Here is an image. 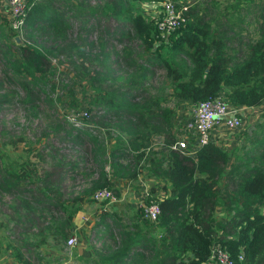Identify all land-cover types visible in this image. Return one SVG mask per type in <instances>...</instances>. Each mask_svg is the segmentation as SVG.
Listing matches in <instances>:
<instances>
[{
    "label": "trees",
    "instance_id": "obj_1",
    "mask_svg": "<svg viewBox=\"0 0 264 264\" xmlns=\"http://www.w3.org/2000/svg\"><path fill=\"white\" fill-rule=\"evenodd\" d=\"M55 1L26 0L22 14L15 17L18 28L23 29L22 42L0 37V84L12 91L0 95V105L9 104V96L32 113L44 90L52 95V88L60 86L69 96V109H75L74 86L84 80L92 90H96L94 85L98 87L89 106L94 113L90 122L113 128L117 134L108 145L91 135L89 127L66 126L64 117L59 123L52 114L54 134L79 144L78 134L85 129L90 148H78L68 158L57 157L46 147L38 152L35 144L27 148L23 159L18 155L3 166L0 200L13 206L18 224L26 222L24 231L39 236L32 242L22 236L21 229L9 246L13 258L20 264H31L35 258L36 263L41 260L36 248L45 239L66 244L76 228L77 205L92 199L99 189L118 197L119 181L132 182L145 171L147 176L161 179L166 192L158 199L159 235L152 236L150 229L155 226L145 220L125 227L117 220L119 235L114 238L108 232L101 236L108 241L101 244L103 252L91 248L93 253H101L99 264H205L214 244L227 251L233 264H264V124H257L249 145L237 151L241 154L208 143L191 157L165 149L175 139L174 110L163 103L166 91L176 100L192 103L219 92L235 107L264 103V0H234L228 12L234 9L236 22L230 18L234 11L212 14L203 8L202 14L197 7L189 8L186 23L165 34L157 28L159 18L145 22L131 12L133 0H108L102 7L87 0H69V14L60 11ZM248 14L254 16L250 21L254 27L241 37V24L244 27ZM98 15L114 19L117 29L122 24L129 27L146 54L133 55L125 48L109 54L102 40L91 38L95 29L90 21ZM235 23L237 31L232 30ZM128 31L119 32L121 40L133 36ZM107 36L112 37L109 32ZM156 38L159 42L154 44ZM95 48L105 59L96 56ZM110 56L115 65L112 70ZM54 58L67 63L65 72L51 64ZM83 63H92L94 69L90 71ZM154 65L162 69L158 80L151 71ZM153 81L155 92H149L144 86ZM18 90L23 93L21 98ZM47 98L51 104L64 103L59 97ZM75 130L80 131L75 134ZM157 137L164 144L160 153L150 148ZM31 156L40 162H32ZM94 166L96 176L92 177L88 170ZM77 175L80 190H71L68 182ZM239 252L242 260L237 259Z\"/></svg>",
    "mask_w": 264,
    "mask_h": 264
},
{
    "label": "rangeland",
    "instance_id": "obj_2",
    "mask_svg": "<svg viewBox=\"0 0 264 264\" xmlns=\"http://www.w3.org/2000/svg\"><path fill=\"white\" fill-rule=\"evenodd\" d=\"M107 1L108 0H87L89 4L99 5L100 7H102V5ZM165 1L166 0H133L130 10L132 13L139 15L145 22L148 20H157L158 18L164 16L165 10L163 8V4ZM20 2L23 4L24 9L26 0H20ZM55 2L57 8L60 11H67V14L70 13L71 6L69 5V0H57ZM179 2H181V4L186 7V10L183 12L184 23L180 22L179 25L181 23H186L187 15H189V8L197 7L199 9V12L202 14L204 9H208V11L212 10V14H219L222 11L226 14H230L234 11L233 9L231 12H228L229 8L234 3V0H177L176 4H178ZM13 9L14 7L12 5V0H0V37H3L4 39L5 37H8V41H13L15 44H19L24 38V33H22V27L18 28L15 19V17L17 16L13 13ZM59 10H57L58 13L60 12ZM235 13L236 12L234 11L232 16H230L233 22H236V16L234 15ZM63 14L64 16L67 15L64 12ZM212 14L209 15L213 16ZM253 20L254 16L252 15L248 14L246 17H244L245 25L243 27V24H241V27L243 29L240 31L241 37L245 36L246 33L250 32L253 29L254 26L251 27V23ZM221 22L226 23L225 18H221ZM90 23L92 26H94L95 29L93 30L91 38L102 40L103 43L108 47L109 54L113 50L118 51L121 50V48H125V51L127 53H131L133 55L136 53L139 56L143 57L146 54V51L140 47L141 45L139 44L138 40L134 38V35L129 27L122 24L120 25L121 29H117L116 21L110 17L105 18L103 15H98L94 20L90 21ZM237 24L238 23L232 25L233 31L238 30L239 26ZM127 31L131 32V35L133 36L129 40H121L119 37V32L126 33ZM107 32H109L112 37H108ZM163 34H165V32H163ZM122 37L125 38L127 36L124 35ZM115 38H119V41ZM158 42L159 41L156 38L154 44ZM122 44L127 45L123 46ZM95 52L97 53L96 56H100L102 58L106 56L100 55L98 48H95ZM91 53H93V50L91 51ZM161 54H165V52L161 50ZM111 57L112 56L108 58L110 60L108 65L112 70L115 65L114 63L112 65L113 58ZM1 60L2 59L0 56V66L2 62ZM51 64L56 65L57 70H63L64 72L67 70V63H62L60 59L59 61H56L54 58L53 60H51ZM83 64H85V66L87 65L90 71L94 69L92 63L91 65H88V63ZM151 71H153L155 76L154 78L157 80V77H160L162 75V69L158 65H154L151 68ZM113 74L115 75V73ZM53 79L57 80V82L59 81L57 78ZM79 81L80 85L74 86V97L78 101V107L75 109H69V96L65 95V90L60 89V86H55L52 88V95H49V92L47 94L46 90H44V92L38 96L37 109L32 110V113H29V108L27 111L26 109H24L25 107L23 108V106L19 103L16 104L15 99L10 98L9 96L7 97L10 99L9 104L0 105V156L4 158L3 161H0V170L7 163L9 164L12 160H16L18 155L22 156L21 158L23 159L27 148L30 146H34L35 144V146L39 148L38 152H40V149L46 147L57 157L61 155L64 157H73L77 153L76 150H78V148L86 151L90 148V143L86 141V138H88V136L84 132L85 129L82 133L78 134L79 144H74L65 139L63 136L54 134L50 129L53 126L54 122L51 118L52 114H55V116H57V121L59 123L62 122L61 118L64 117L66 120V126L70 127L73 126L67 117L70 114H79L80 112L85 111L88 118L86 122H90L89 119H92L94 113L93 109H91V111L89 112V106L91 100L93 99V95L95 93H98V87L97 85H94L96 90H92L89 85H86L84 83V80ZM79 81H75V84L79 83ZM154 82L155 81L147 82L144 87L146 88L148 86L150 88L149 92H155V87L157 85ZM10 93H12V91L9 90L5 86V84H0V95H7ZM18 94L20 98L23 96V93L19 90ZM47 96L55 98L59 97V99L61 101H64V103L59 104L58 102H55V104H51ZM218 96L225 100L222 92H219ZM45 98H47L45 100L46 102L43 101V99ZM163 100L165 106L174 110V116L171 118V122L173 124L172 131L174 132V136L177 137V134L181 133L180 135L184 140H186L184 136L192 137L193 133L185 127V123L194 112L193 110H191L194 108L193 103L190 101L185 102L184 100H176L170 95L169 91H166V94H164L163 96ZM99 112H102V110H100ZM237 115L241 119V122L238 126H226L227 128H224L222 124H218V126L214 127L210 132V141L213 139H217V137L219 136V144H227V148L230 149V151H232L234 154H241V151H237L240 149V147L242 149V147L244 148V146L249 145L250 140L254 137L255 132L258 128L257 124H264V103L258 107L244 109V111H238ZM90 124L91 126L89 127V129L91 130L88 131L91 133V135H97L99 142L101 141L108 145L113 142V139L117 134L115 129H105L103 127L92 125V122H90ZM76 128L79 129L80 127ZM76 131L79 132L80 130H75V134ZM159 141H161V139L156 138L155 140H153L151 151L158 153L162 151V147H158ZM27 153L31 154L30 152ZM44 157L45 156L43 155V158ZM86 158H88V156H86ZM30 160L32 162H40L36 157L34 158L33 156H31ZM86 161L91 163V160ZM80 171L81 170H78L77 173L80 174ZM95 171V166L92 167V170H88L92 177L96 176ZM144 173L145 172L142 171L139 174V181L129 182V184L127 185L129 189L127 193H123V196L121 195L120 197H116L111 191L112 195L114 196V200L110 202H96L90 198L89 200H84L83 204L77 205L76 209H79V213L76 215V218L80 220L81 224L80 226L78 225L79 227H77L71 233V236L76 240L74 246H67L63 243L56 244L49 238L45 239V242L36 248V252L41 257V260L35 263V258H33L30 263L99 264V255L101 253H93V251H91V248L94 247L99 250V252H103V246L101 244H106V242L108 243V241L107 239L103 240V237L101 236H107L108 232L112 233L111 235H114V238L119 235L117 224L114 223L117 220H120V222H122V226L124 227L126 225H129L130 223H133L135 220H137V222H143L145 220L149 225L155 226V228H152L150 230L152 232V236L157 237L160 232V229L158 227V220H149L145 215V209L147 205L152 201H157L158 203V199L164 196L166 192L162 189L163 181L161 179L148 177ZM74 179L75 181H69L68 185L71 187V190H80V176L77 175L74 177ZM108 200H110V198ZM53 216L58 217L59 215L55 214ZM26 226V222H24L23 224H18L13 214V206L9 205L8 203L6 204L4 201L0 200V264H20L15 260L16 258H13L9 246L11 243H13V238L16 239V236L21 231V229L22 236H25V238H28V240L32 239V242H36L39 239V236L34 237V234L30 233V230L24 231L23 228H25ZM17 242L19 243L18 239ZM76 244L77 246H80L79 253L77 252V250H74ZM83 248H85V252H82ZM133 252L135 251H130V254ZM207 264L213 263L209 262Z\"/></svg>",
    "mask_w": 264,
    "mask_h": 264
},
{
    "label": "built area",
    "instance_id": "obj_3",
    "mask_svg": "<svg viewBox=\"0 0 264 264\" xmlns=\"http://www.w3.org/2000/svg\"><path fill=\"white\" fill-rule=\"evenodd\" d=\"M12 5L14 7L13 13L16 16L23 12V4L20 2V0H12ZM163 8L165 10L164 16L160 17L157 21V28L161 32V34L163 32H168L170 30H173L174 28H177L179 23L184 21L183 12L186 10V7L183 6L181 2H179L178 4H174L172 1H165L163 4ZM193 106L194 108L191 110H193L194 112L185 123V127L193 133L192 137L184 136V138L186 139L184 140L180 135L181 133H179L177 134V137H175L174 141L167 145L165 149L174 150L182 154L194 157L195 151L199 147L211 143L210 132L214 127L218 126V124H222L224 128L236 127L241 122L240 117L237 115L238 111L244 110L246 108H254L244 106H231L218 95L205 101L193 103ZM67 117L70 123L75 127L88 128L91 126L90 122H86L88 118L85 111L80 112L79 114H70ZM155 139L156 138H154L153 140ZM157 139L160 138L157 137ZM158 147H162L161 149H163L164 144L159 141ZM109 198L110 200H108ZM92 199L96 202H110L114 200V196L112 195L110 190L99 189L94 192ZM159 212L160 210L157 201L150 202L145 209L146 217L152 221L157 219ZM75 242V238L70 236L66 240V245L74 246ZM242 258L243 254L242 252H239L237 254V259L242 260ZM209 262L213 264H233L227 251L221 249L218 245H213L210 248V255L205 264Z\"/></svg>",
    "mask_w": 264,
    "mask_h": 264
},
{
    "label": "crops",
    "instance_id": "obj_4",
    "mask_svg": "<svg viewBox=\"0 0 264 264\" xmlns=\"http://www.w3.org/2000/svg\"><path fill=\"white\" fill-rule=\"evenodd\" d=\"M179 100H182V99H179ZM185 102H188L187 100H184ZM241 107H243V106H241ZM246 109H251V108H246ZM244 111V110H243ZM220 138H219V136L217 137V139H213V140H211V143H213L214 145H216V146H219L220 148H222V149H225V150H230V149H228L227 148V144H219L220 142L218 141ZM234 147V146H233ZM145 172V171H144ZM145 175H146V173H144ZM149 177V176H148ZM139 179H140V176L138 175V177L134 180V181H139ZM129 184V181H126V180H121V181H119L117 184H116V187H117V189H118V192H119V196L118 197H120L121 195L123 196V193H127V191H128V189H129V187H127V185ZM126 185V186H125ZM142 187V186H141ZM74 222H75V227L77 228V227H79L80 226V224H81V222H80V220L79 219H77L76 218V216L74 217ZM79 225V226H78ZM75 228V229H76ZM74 229V230H75ZM75 249L77 250V252L79 253L80 252V246H77V244H76V246H75ZM82 252H85V248H83L82 249Z\"/></svg>",
    "mask_w": 264,
    "mask_h": 264
}]
</instances>
